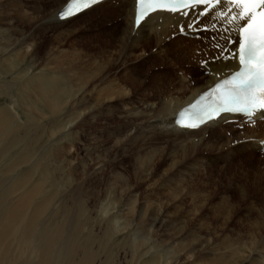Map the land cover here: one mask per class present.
I'll use <instances>...</instances> for the list:
<instances>
[{
    "label": "bare ground",
    "instance_id": "6f19581e",
    "mask_svg": "<svg viewBox=\"0 0 264 264\" xmlns=\"http://www.w3.org/2000/svg\"><path fill=\"white\" fill-rule=\"evenodd\" d=\"M3 1L0 0V14L3 13L2 8L4 7L7 20L10 22L13 15L12 10L14 12L12 6L16 5L9 7L10 3L6 1L3 3ZM66 1L52 0L49 8L50 17H47L45 23L63 25L95 8H100L109 1H116L119 5L114 3L116 7L111 6L106 10H101L94 17L88 16L89 20L99 21L102 25L104 19L117 12V16L121 17L125 24L124 27L122 26L123 29L119 27L121 32L118 31V27L114 26L113 35L110 32L106 39L92 35V38H100L99 42L104 47L106 46L107 52L103 50L102 45L98 46L99 49L96 52L80 47L75 65L76 87L74 90L60 87L55 80L47 79L43 71L37 76L29 77L31 70L22 67V62L27 59L26 50L20 51L24 49L22 43L12 41L6 29L0 27V41L2 42L0 80L2 74L11 75L8 82L1 83L0 81V93L8 92L14 86L17 94V99L13 98L12 93L14 92L9 91V103L0 106V264H177L179 262L178 252L183 251V248L179 249L178 243L175 242L177 235H173L165 245L159 241H151L148 236L150 232H156L154 227L161 228V225L167 221L163 210L160 208L156 214L152 212L154 215L145 218L149 216L145 213L147 205H140L139 195L135 193L137 186L141 184L139 180L144 182L149 178L150 173L157 171L158 168L161 169L160 165L162 161H165L163 157H165L167 147L165 145L156 146L146 157L142 158L134 151V162H131L134 170L130 175L128 171L123 175L114 169L118 170L123 164L119 156L125 143L130 140L135 139L137 143L141 140L158 145L159 137L166 135L170 137V140L178 143L196 144L200 139L199 135L206 129L224 123L227 125L225 118H218L198 129L188 130L173 124L174 115L201 91L209 87L213 83V78L209 74L201 75L190 86L189 79L186 78L190 75V71L181 67L182 75L179 76L178 81H169L167 85L162 84L161 88H154L158 90L157 96H160L162 101L152 102L144 99L139 106H136L132 98L133 88L123 86L119 88L121 103L118 107L113 106L115 98L112 88L108 87L103 91L102 87L97 86L104 83L114 70L116 56H123V54L125 56L126 51L134 48H146V44L154 39L162 43L171 37L182 41L183 37H175L181 33H178L176 28L184 23L186 18L166 13H154L146 18L138 31H135L133 27L134 0H103L75 16L59 20L55 14ZM14 2L17 4L18 0ZM15 15H19L17 8ZM184 33L193 36L196 32L187 30ZM214 34L216 36L212 42L199 41L205 53L195 62L214 57V53H216L215 56L219 54V50L213 49V43L219 42L223 46L227 45L222 42L220 33H210L209 36ZM113 36L114 43H111L110 38L113 39ZM197 42L191 40L188 43L189 46L183 49L182 55L177 56L178 60L175 59V62L181 65L191 54L194 58H199L201 55H198V52L201 48L196 47ZM172 47L174 50L175 45ZM140 49H137V52ZM29 62L30 66L33 65L31 61ZM210 66L213 69L228 72L234 69L235 64L219 60L211 61ZM199 67H201L200 64ZM202 80H205L204 84L198 82ZM57 89H66L70 94L64 101L59 100ZM24 96L36 97L41 108L38 103L28 101L23 103L21 99ZM74 101H77L78 106L73 104ZM14 105L20 106L25 111L29 109L34 113L31 125L20 124L15 115ZM45 109L53 113L65 110L70 116L66 125L75 127L74 134L78 144L75 150L81 153L75 158L78 161L77 166L72 165L71 158L60 159L59 164L54 166V168H59L63 174L60 185L51 176L49 166L52 162L45 155L43 147L36 156L42 137L41 130H43L39 124L41 121L38 123L36 117L38 115L39 120H42L46 116ZM261 113L264 114V112ZM100 120L103 121L102 125ZM85 124L89 125V131ZM243 128L245 129L243 135L247 133L246 136L244 135L245 141H251L253 148L259 150L258 143L264 140V121H257L254 126L245 125ZM36 129L40 130L36 132ZM98 129L104 134L102 140H100ZM53 130L54 127L49 128L48 135L52 134ZM124 130L127 133L122 134ZM101 143H103L102 146L112 143V147L117 149L113 157H102L101 154H104L110 146L99 149L100 154L98 148L101 147ZM196 150L194 148V151ZM178 151L177 149V153ZM8 153L10 156L7 157ZM185 153L189 156V153ZM23 167L25 169H22ZM105 168L111 169V175L108 177L104 176ZM34 174H38L39 179L31 181ZM71 185L75 187L76 203L71 206L67 204L54 206L53 201L58 190L60 188L66 190ZM34 191H38L36 198L32 197L37 194ZM93 212L95 215L92 216ZM95 218L97 221H94ZM125 233L132 237L128 247L123 249L121 259L113 252V246L118 244V241L114 239ZM150 251L152 255L145 259ZM235 252L237 256H234L231 262L245 263L238 256L244 251L236 249ZM255 262L264 264V256L260 255Z\"/></svg>",
    "mask_w": 264,
    "mask_h": 264
},
{
    "label": "rangeland",
    "instance_id": "374dc122",
    "mask_svg": "<svg viewBox=\"0 0 264 264\" xmlns=\"http://www.w3.org/2000/svg\"><path fill=\"white\" fill-rule=\"evenodd\" d=\"M5 1L10 3L9 7L16 6H12L14 12L12 10L13 15L10 22L7 20L4 7L2 8L0 27L6 29L12 41L22 43L24 49L20 51L26 50L28 59L22 62V67L31 70L28 76H37L43 71L47 79L55 80L60 87L71 90L76 87L75 65L77 64V53L81 50L80 47L89 48L93 52L98 51L100 45L103 46V44L99 42L101 41L100 38H92V35L102 36V39H106L110 32L113 35L114 26L118 27V31L121 32L125 24L122 18L117 16V12L104 19L102 25L99 21L89 20L88 16L94 17L101 10H106L111 6L116 7L118 4L116 1H109L100 8H95L93 11L59 26L45 23L47 17H50L49 8L52 0H18L17 4L14 0H4L3 3ZM16 8L19 13L18 16L15 15ZM176 30L179 33L178 28ZM206 34L201 32L199 39L194 35L186 34L183 36L178 34L175 37H183L182 41L171 37L163 43L154 39L149 42L150 44H146V48H134L126 51L125 56L124 54L123 56L117 55L114 70L105 82L97 87H102L103 91L105 88H112V94L115 98L112 105L117 107L121 103L119 88L123 86L133 88L132 98L136 106H139L144 99L152 102L162 101L160 96H157L158 90L156 91L154 88H161L162 84L163 86L167 85L169 81H178L177 79L182 75L181 67L190 71V75L186 77L187 80L189 79L188 84L190 86L201 75H207L199 67V62H195L205 53L200 42L204 41L202 38ZM112 38H110L111 43L114 41V36ZM171 39L173 40L171 41ZM191 40L198 41L196 47L201 48V51L198 52V55L201 56L194 58L191 54L187 60L179 65L175 59L178 60L177 56L182 55L183 49L189 46L188 43ZM205 40L213 41L209 34ZM174 45L177 46L174 47L175 51L172 47ZM0 46H2L1 41ZM105 47L103 50L106 51ZM137 49L140 51L137 52ZM213 55L215 56L216 53ZM29 61L33 65L30 66ZM186 65L189 67H185ZM10 78V74H2L0 81L6 83ZM204 81L198 82L204 84ZM9 91L14 92L15 94L12 93V95L13 98H16L15 87L12 86ZM8 92L0 93V106L9 103ZM69 94L66 89H57L59 100L64 101ZM21 100L23 103L25 101L38 103L41 108L34 96H24ZM73 104L78 106L77 101H74ZM14 108L20 124L31 125L34 113L29 109L25 111L17 105H14ZM44 113L46 116L42 119L43 121L39 120L38 115L36 117L38 123L42 122L39 123L40 127H43L36 156H38L40 148L43 147L45 155L52 162L49 166L51 176L60 185L63 174L59 168H54V166L59 164L60 159L69 158L72 159V165L77 166L78 161L75 158L81 155L75 150V146L78 145L74 134L76 129L74 126L68 127L66 125L70 116L65 110L53 113L49 109H45ZM86 121L88 120L86 119ZM100 124H103L102 120H100ZM85 125L89 131V125ZM51 127H54V130L52 134L48 135V129ZM37 130L40 129L35 131L38 132ZM244 132L243 127L224 123L206 129L203 132L204 135H202L203 133L199 135L200 141L194 143L195 145L172 141L166 135L159 137L158 145L141 140L139 141L142 143H137L135 139L125 143V147L119 156L123 164L119 168L117 167L118 170L114 169L123 175L126 171L130 175L134 170L131 165V162H134V151L142 158L146 157L156 146L165 145L167 147L166 154L164 153L165 157H163L165 161H162L163 165H160L161 169L158 168L157 171L150 173L149 178L144 182L139 180L141 184L137 186L135 193L139 195L140 205H147L145 213H148L149 216L145 218L156 214L160 208L163 210L167 221L161 225V228L154 227L156 232H150L148 236L151 241H159L165 245L173 235H177L175 242L178 243L179 249L183 248V251L179 250L178 252L179 262L177 264H237L231 262L232 258L237 256L236 249L244 251L243 254L238 255L245 261L243 264H256L255 259H258L260 255L264 256V156H261L260 152L253 148L251 141H245L247 133L244 136ZM125 133L127 132L124 130L122 134ZM98 134L102 140L104 134L99 129ZM198 142L201 143L198 144ZM102 144L98 150L110 146L104 154H101L100 150L98 151L102 157H113L117 149L112 147V143L103 146ZM176 148L179 150L178 153ZM192 148L193 151L194 148L197 149L194 151L195 153L191 151ZM185 152L189 153V156ZM176 155L178 156L176 157ZM8 156H10L9 153ZM110 170V168H105V177L111 175ZM37 179H39L38 174L31 177V181ZM74 191V185L66 190L60 188L53 201L54 206L75 204L76 194ZM34 192L37 194L32 197L36 198L38 191ZM149 203L151 204L149 205ZM146 214L145 216H147ZM93 215L95 212L92 213ZM132 217L134 218V213ZM94 221H97V218ZM126 234L119 235L117 239H114L118 241V244L113 246V252L121 259L124 253L123 249L128 247L131 242L132 236ZM151 255L152 251L146 255L145 259Z\"/></svg>",
    "mask_w": 264,
    "mask_h": 264
},
{
    "label": "snow or ice",
    "instance_id": "6c2138e0",
    "mask_svg": "<svg viewBox=\"0 0 264 264\" xmlns=\"http://www.w3.org/2000/svg\"><path fill=\"white\" fill-rule=\"evenodd\" d=\"M99 2L67 0L55 15L65 20ZM133 7L135 31L151 14L166 13L186 18L178 25L179 32L214 31L232 46L225 48L215 42L212 47L219 49V54L199 61L213 84L175 114L176 125L198 129L223 113H243L249 124H255L256 114L264 112V0H134ZM219 60L234 62V69L211 68L210 62ZM259 143L264 148V140Z\"/></svg>",
    "mask_w": 264,
    "mask_h": 264
}]
</instances>
